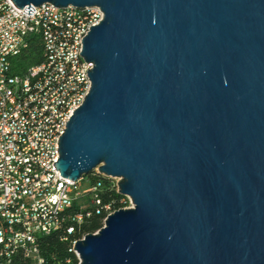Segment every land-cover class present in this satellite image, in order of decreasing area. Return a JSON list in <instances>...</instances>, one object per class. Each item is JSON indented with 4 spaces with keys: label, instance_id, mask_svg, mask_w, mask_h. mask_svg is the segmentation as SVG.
<instances>
[{
    "label": "water",
    "instance_id": "1",
    "mask_svg": "<svg viewBox=\"0 0 264 264\" xmlns=\"http://www.w3.org/2000/svg\"><path fill=\"white\" fill-rule=\"evenodd\" d=\"M10 1L103 13L53 166L116 179L130 207L78 264H264V0Z\"/></svg>",
    "mask_w": 264,
    "mask_h": 264
},
{
    "label": "built area",
    "instance_id": "2",
    "mask_svg": "<svg viewBox=\"0 0 264 264\" xmlns=\"http://www.w3.org/2000/svg\"><path fill=\"white\" fill-rule=\"evenodd\" d=\"M32 8L33 14L26 15L10 0H0V256L5 264H45L38 236L61 230L69 219L80 223L81 216L69 217L66 211L99 187L87 188L84 178H62L53 163L59 158L58 138L77 101L91 89L87 71L93 65L80 56L82 40L103 13L96 6L86 7L89 16H80V9L72 6ZM36 22H44V29L36 30ZM32 37L40 39L44 59L32 73L17 76L7 51L27 50ZM43 64H51V71H43ZM61 96H68V105H60ZM90 174L101 175L97 170ZM92 201L100 205L96 195ZM80 240L69 249L78 263L74 248Z\"/></svg>",
    "mask_w": 264,
    "mask_h": 264
},
{
    "label": "trees",
    "instance_id": "3",
    "mask_svg": "<svg viewBox=\"0 0 264 264\" xmlns=\"http://www.w3.org/2000/svg\"><path fill=\"white\" fill-rule=\"evenodd\" d=\"M43 59L42 43L38 37H32L28 42L27 50L12 58V73L23 76ZM84 180L87 181V188L97 184L99 187L95 192H87L77 198L73 206L65 213L66 216L73 218L81 216V222L66 220L61 230L49 235H40L37 238L39 253L45 264H78L75 255L69 252L71 243L86 235L95 234L103 227L108 215L129 207L128 199L118 194L114 180L95 174L87 175ZM94 195L100 202L98 206L92 201ZM97 209L99 213L96 212ZM69 228H73L72 234H67Z\"/></svg>",
    "mask_w": 264,
    "mask_h": 264
},
{
    "label": "bare ground",
    "instance_id": "4",
    "mask_svg": "<svg viewBox=\"0 0 264 264\" xmlns=\"http://www.w3.org/2000/svg\"><path fill=\"white\" fill-rule=\"evenodd\" d=\"M80 16H89V8L80 9ZM43 29H44V22H36V30H43ZM23 51H25V47H14L13 49H10L7 51V59H12L13 57L18 56ZM92 69L93 66H91V70ZM43 71H51V64H43ZM26 73H32V68H30ZM88 81H90L89 77H88ZM88 94L89 91H85V98L87 97ZM85 98H81L79 101H77L74 111L79 109L80 106H82ZM60 105H68V96H61ZM0 264H5L4 256H0Z\"/></svg>",
    "mask_w": 264,
    "mask_h": 264
}]
</instances>
